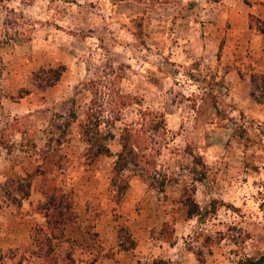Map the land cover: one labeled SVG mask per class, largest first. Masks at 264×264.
I'll return each mask as SVG.
<instances>
[{"label": "rangeland", "instance_id": "1", "mask_svg": "<svg viewBox=\"0 0 264 264\" xmlns=\"http://www.w3.org/2000/svg\"><path fill=\"white\" fill-rule=\"evenodd\" d=\"M253 3L264 6V0H0V264H44L34 254L42 232L53 237L48 256L58 264H242L264 254V118L251 114V97L238 100L242 88L236 93L230 82L227 89L217 83L227 66L250 79L256 73L251 65L242 69L243 52L231 59L228 49L250 23L264 30V14L246 7ZM61 66L55 84L37 87L35 75ZM22 89L30 92L19 98ZM120 95L164 114L168 140H157V168L173 178L163 192L129 169L128 187L116 199L113 157L88 164L82 155L77 125L84 110L101 103L108 119L107 104ZM138 108H125L115 123L112 152ZM15 119L18 125L9 126ZM49 138L64 141L57 183L72 190L77 214L64 238L47 226L41 176L33 173ZM21 177L31 185L18 200L14 180ZM191 180L192 201L183 189Z\"/></svg>", "mask_w": 264, "mask_h": 264}, {"label": "trees", "instance_id": "2", "mask_svg": "<svg viewBox=\"0 0 264 264\" xmlns=\"http://www.w3.org/2000/svg\"><path fill=\"white\" fill-rule=\"evenodd\" d=\"M251 17L253 16L250 15V18ZM249 28L264 34L263 29H254L251 23ZM2 42L3 41L0 39V43ZM222 48L223 43L221 42L216 53L218 61L222 54ZM167 62L169 61L167 60ZM168 64L171 65L170 62ZM196 64L197 63H193L192 66L194 67ZM64 69V66L58 69H46L42 71L44 74L35 75V80H38L37 87L42 86V83H45L46 87L55 84L59 80ZM228 71L229 67L227 66L220 77V81L217 82L223 89H227L224 87V84H226L225 74L228 73ZM29 92V89H22L18 92V97H24L29 94ZM250 97L255 103L264 102V73L256 72L251 74ZM133 104H137L139 108L135 111V115L132 119L123 122L117 140L118 149L112 152L108 143L115 138L113 132L115 123L123 119V110L133 106ZM107 106L109 108L108 113L110 114L108 119H104L103 112L105 107L101 103H97L96 107L88 106L84 110L82 119L77 125V133L84 147L82 155L86 163H93L102 155H110L113 157L112 185L114 187L116 199H119L128 187V180L124 172L129 169L144 176L149 180L150 186L163 192L166 184L173 178L167 173L159 171L157 168V156L160 155V142L157 140L159 138L163 143L168 140V129L164 114L142 106L139 99L131 95H120L119 101L117 100L114 103L108 102ZM216 112H219L218 109ZM72 118L76 121V114L73 115ZM18 121L19 119H15L9 126L15 127L18 125ZM54 124L56 127L58 126L57 123ZM103 124H108V126L103 127ZM63 143L64 141L59 138L55 139L54 143L51 138L46 140L43 147L40 149L39 160L33 172L34 175L41 176L42 192L44 195L41 209L47 218V226L50 228L49 230H56L59 232L60 238H64L65 231L68 228H73L77 220L72 190L68 189L66 185H59V183H57L58 176L63 173V166L66 165L65 159L60 153ZM31 144L34 146V141L31 140ZM193 180H196V178L193 177ZM193 180H191L190 185L187 187L184 186L183 188L184 193L187 195V199L191 201L193 200L192 193L194 192ZM14 182L17 183L14 188H16L15 190L19 194L18 200L28 197L31 185L30 178L21 177L14 180ZM189 186H192V188ZM14 199H17V197H14ZM194 204L193 202V205ZM197 213L198 207L192 210L188 209V215L191 217ZM40 231L42 232L43 230ZM44 233L45 232H42L40 236L35 239L38 251H35L34 254L40 259H44V264H58L56 259H49L48 256L49 252L53 251L51 245V239L53 237H51V234L46 235ZM44 246H46V250L43 253ZM66 256L70 258V253L67 252ZM150 264L168 263L167 261L158 259ZM242 264H264V254L258 259H247L245 263Z\"/></svg>", "mask_w": 264, "mask_h": 264}, {"label": "crops", "instance_id": "3", "mask_svg": "<svg viewBox=\"0 0 264 264\" xmlns=\"http://www.w3.org/2000/svg\"><path fill=\"white\" fill-rule=\"evenodd\" d=\"M263 1V0H262ZM248 10L255 12L256 14H264V6L260 3H253L252 5H246ZM246 9L242 7V14H245ZM241 15V13H240ZM237 34V33H236ZM229 52H231V59L236 54L242 53L244 56L241 57L240 62L242 69L245 66L251 65L255 72L264 73V34L257 31L251 30L249 27L244 29L239 35H234L228 45ZM237 62V63H238ZM226 82H230L234 85V91L242 88L243 94L240 95L241 102L245 100L250 103V77L243 75L240 76L238 72L233 70L225 74ZM251 114L256 118H264V102L251 103Z\"/></svg>", "mask_w": 264, "mask_h": 264}]
</instances>
